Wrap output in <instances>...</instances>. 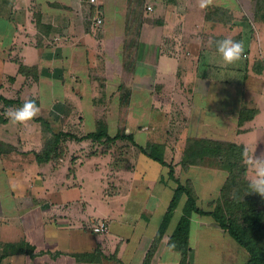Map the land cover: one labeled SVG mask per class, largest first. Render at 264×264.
<instances>
[{
  "label": "crops",
  "instance_id": "crops-1",
  "mask_svg": "<svg viewBox=\"0 0 264 264\" xmlns=\"http://www.w3.org/2000/svg\"><path fill=\"white\" fill-rule=\"evenodd\" d=\"M206 3L201 8L200 0H0L2 78L14 87L19 77L4 74L7 64L18 65L24 79L31 74L21 73L20 66L35 67L38 84L46 80V106L71 112L51 124L53 131L80 138L64 140L60 157L39 160L52 134L35 120L25 126L5 117L18 99L0 86V96L15 101L7 106L0 100V141L8 146L0 156V264H235L239 259L228 233L214 229L211 217L201 225L194 215L182 261L169 242L186 197L148 257L177 184L170 167L156 162L157 167L141 148L164 147L175 178L196 192L201 186L200 208L201 200L211 204L218 198L228 174L207 163L184 165L192 141L236 144L249 157L257 143L264 150V0ZM223 39L243 43L241 60H223L216 47ZM86 109L83 118L72 117ZM101 111L123 114L113 128L96 116ZM90 121L92 127L82 131ZM101 125L110 137L124 138L81 140ZM120 142L126 149L110 161V147ZM104 145L107 152L101 153ZM101 222L108 223V231L94 233Z\"/></svg>",
  "mask_w": 264,
  "mask_h": 264
},
{
  "label": "trees",
  "instance_id": "trees-1",
  "mask_svg": "<svg viewBox=\"0 0 264 264\" xmlns=\"http://www.w3.org/2000/svg\"><path fill=\"white\" fill-rule=\"evenodd\" d=\"M35 71V67L29 68L23 66V68L20 69V72L26 76L36 74L37 72ZM0 100H2L7 106H11V104L15 102L4 99L1 96ZM16 104L19 107L23 105L21 101H16ZM34 119L41 124L45 133L48 132L52 134L51 139H49L48 143L45 145L42 153L37 155V158L41 161L42 159L44 161H49L53 155L60 157L62 151H59L58 146L61 145L64 140H67V138L80 140V138L63 133L61 130H57L55 133L52 129L51 123L47 122L43 117ZM121 138H124V136L120 133L114 138L110 137L108 130L101 125L96 132L88 134L81 138V140L91 139L95 142L105 140L112 143ZM6 147L8 146L0 141V156L7 151H5ZM244 150V147L236 144L207 140H195L188 145L182 161L184 165L189 164L200 166L207 163L220 167L228 174L218 198L212 203L215 206L214 209L212 211H205L198 206L199 197L196 190L190 185H185L175 178L172 166H169L164 159L163 146L154 144L149 145L146 148H141V151L153 161L158 162L163 166L170 167V177L177 184L167 215L161 229L159 230L155 244L149 251L148 257H151L155 252L157 244L166 232L168 224L178 205L181 203L183 197H186L180 222L174 233L171 235L169 242L173 249L181 253L183 262H186L188 255L189 232L192 223L191 219L194 215H197L211 217L219 228L228 233V235L247 252L248 260L245 264H264V196H261L258 193H250L244 197L243 191L238 189L240 176L246 177L248 173ZM245 182L250 183L248 180ZM247 183L244 184L250 191L249 184ZM236 215H239L242 221H240Z\"/></svg>",
  "mask_w": 264,
  "mask_h": 264
},
{
  "label": "rangeland",
  "instance_id": "rangeland-1",
  "mask_svg": "<svg viewBox=\"0 0 264 264\" xmlns=\"http://www.w3.org/2000/svg\"><path fill=\"white\" fill-rule=\"evenodd\" d=\"M103 24H104V20H103ZM21 64H23V62ZM21 68H23V65L20 66L19 70ZM44 68L46 69V66ZM17 70H18V65L7 64L6 68H5V72H4V74L7 75V76H9L11 74L12 75L14 74V75L19 77L18 81H17V83H16V85L14 87H13L14 84L11 83L10 80L4 81V79L2 78L3 75L0 74V86L2 85L4 87L3 91H4V93L7 94V96H9L11 98H17L18 101H21V103H25V102L31 101V100L32 101H37L40 98L41 102H43V104L41 105L40 111H39V113L37 114V116L35 118L43 117L47 122H49L51 124H53V123H57V124L61 123V122H63V118L62 117H67L66 115H70L71 114V112L63 111V109L61 108L60 105H58L54 109H51L50 107L46 106L47 103H46V98H45V95H44L45 88H47V84H45L46 80H43V82H44L43 84H38V82L36 81L37 79L34 76V74H31L30 78L24 79L22 76L20 77L19 75H17V72H16ZM0 73H1V71H0ZM9 77H11V76H9ZM17 93H19V94L17 95ZM84 99H85V101L86 100L88 101L89 97L86 95V97ZM17 108H18V106H17ZM6 111L7 110H5L4 113H6ZM89 113L92 114L91 112H89ZM78 114L82 115V118H83L84 116H86L88 114V111L86 109V111H83V112L81 111V113L80 112H74V113H72V117L76 118L75 116L78 115ZM95 114H97L96 116L100 117L101 119H104V120L108 119V121L110 123L109 125L114 128V126L117 125V124H115L116 121H118L121 118L123 113H118L117 111H101V112H96ZM5 117H7V116L5 115ZM34 120L35 119H33L32 121H34ZM23 125L27 126V124H23ZM23 125H22V127H23ZM91 127L92 126H91V121H90L89 123H87L85 125V127H82L81 130L84 131V132H87V129L89 130ZM54 128H56V130H57L59 127L57 126V127H54ZM68 130L72 131V129H70L69 127H68ZM42 140H43V144H44L46 142V136L45 137L43 136ZM81 147H83V146H81ZM171 147H172V145H171ZM110 148H111L110 151H111V155H112L110 158L108 157V159H110V161H113V159L118 157L117 156L118 154H120L122 151H124L126 149L125 148V143H122V142L117 143V144L111 146ZM260 148L263 150V147H262V145L260 143H257L256 145L253 146V153H254L255 157H257V156H259L261 154V152L259 151ZM73 149L76 150V151L74 150L73 152H75V153L77 152L78 153L79 148L74 147ZM88 151H90V147H89ZM98 151H101V153H106L107 152V146L106 145L99 146V150ZM66 153H69V149L66 151ZM70 157H71V154H70ZM151 163H154V162H151ZM154 165H156L157 167L160 166L156 162L154 163ZM247 166H248V173H247L246 177L240 176L239 183H238V189L243 191L244 197H246L250 193H253V194L255 193V192L249 191L247 189V186L244 184V183H247V182H245L246 180L251 181L254 178V176H255L254 170L253 169H249V164L248 163H247ZM174 184H175V182H174ZM247 184H249V183H247ZM197 189H198L197 190L198 191L197 195L201 196L202 195L201 186H200V188L197 187ZM235 192H236V190H235ZM212 203L210 204V202H206V200H204V201L201 200L200 201L201 208L203 210H205V211H212L214 209L215 206ZM197 217H198L197 220L202 222L201 225H205L206 224L204 221H205V217H207V216H203V217L202 216H197ZM236 217L239 218L240 221H242L241 217L239 215H236ZM213 225L215 227L214 229H217L218 225L215 223V221H214ZM231 241H232L233 245H235L239 249V251L241 252V253H237V254H240V255L237 256V258H239V259H237V261H235V264H245L247 262V260H248L247 252L243 248L239 247L238 244L235 241H233L232 239H231ZM228 257H229V253L225 252L224 260H226ZM223 264H225V263L223 262Z\"/></svg>",
  "mask_w": 264,
  "mask_h": 264
},
{
  "label": "clouds",
  "instance_id": "clouds-1",
  "mask_svg": "<svg viewBox=\"0 0 264 264\" xmlns=\"http://www.w3.org/2000/svg\"><path fill=\"white\" fill-rule=\"evenodd\" d=\"M207 6L206 0H200V7ZM218 53L227 63L239 61L243 57L244 45L241 41L232 39H223L216 42ZM40 108L34 101H27L21 107L9 108L5 115L10 118L13 123L24 124L32 121L39 113ZM244 156L247 163L254 169L255 176L249 183L251 192L264 196V156L249 157L248 150H244Z\"/></svg>",
  "mask_w": 264,
  "mask_h": 264
},
{
  "label": "built area",
  "instance_id": "built-area-1",
  "mask_svg": "<svg viewBox=\"0 0 264 264\" xmlns=\"http://www.w3.org/2000/svg\"><path fill=\"white\" fill-rule=\"evenodd\" d=\"M91 3H96V0H90ZM150 11H152V8H148ZM96 25L98 27H102L103 25V18L102 17H98L96 19ZM109 229V225L107 222H101L99 223L96 227L93 228V231L94 233H97V234H102V233H105L107 232ZM47 264H50V263H47Z\"/></svg>",
  "mask_w": 264,
  "mask_h": 264
}]
</instances>
